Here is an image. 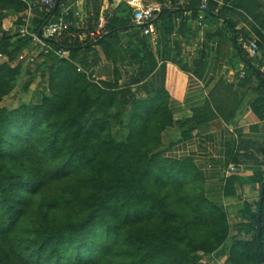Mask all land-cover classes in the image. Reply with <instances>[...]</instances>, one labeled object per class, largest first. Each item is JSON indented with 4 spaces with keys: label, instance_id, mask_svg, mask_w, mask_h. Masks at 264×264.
<instances>
[{
    "label": "trees",
    "instance_id": "obj_1",
    "mask_svg": "<svg viewBox=\"0 0 264 264\" xmlns=\"http://www.w3.org/2000/svg\"><path fill=\"white\" fill-rule=\"evenodd\" d=\"M61 1L41 10L31 5L35 30ZM217 1L202 8V0H160L163 6L148 21L153 40L143 32L146 23L132 24L131 9L120 2L95 38H81L92 29L87 24L51 40L67 57L49 53L26 62L35 47L15 31L28 4L0 0V52L7 58L0 63V264H203V254L222 264H264V197L253 210L242 202L246 221L235 224L223 202L235 197V183L255 184L264 196V158L243 169L234 155L214 191L191 158L164 155L232 112L225 116L205 101L175 116L165 87L137 96L136 86L159 59L191 73L197 67L194 60L187 65L182 47L190 21L202 14L204 21L223 19L235 33L237 55L257 79L251 108L264 120V0ZM100 3L92 0L93 19ZM229 14L249 19L258 55L240 48ZM102 63L110 76L94 81ZM28 89L42 90L39 100L11 109L3 104Z\"/></svg>",
    "mask_w": 264,
    "mask_h": 264
},
{
    "label": "crops",
    "instance_id": "obj_2",
    "mask_svg": "<svg viewBox=\"0 0 264 264\" xmlns=\"http://www.w3.org/2000/svg\"><path fill=\"white\" fill-rule=\"evenodd\" d=\"M37 1L25 2L31 7ZM86 2L87 8L91 9L92 0ZM100 2V7L113 3L111 0ZM179 3L184 5L186 0H179ZM217 4H222L221 0ZM229 16L236 21L235 29L239 37H255L250 29L249 19L231 14ZM190 28L191 31L186 35L187 45L182 47V51L188 66L193 60L197 63L192 74L199 83L189 76L190 72L186 68H181L169 59H159L152 73L136 86L137 96L145 97L148 93L165 87L169 92V106L175 116L186 115L193 107L200 106L205 101H209L213 109L221 108L220 111L225 116L232 112L229 119L217 115L203 124L192 138L176 143L164 151V155L168 157L191 158L203 173L208 186L215 191L225 178L227 167L233 164L234 155H239L243 169L251 166L254 157L262 160L264 120L257 118L252 111L251 103L258 95L254 90L257 79L247 75L245 65L237 55L235 33L223 24V19L204 21L202 14L196 20L190 21ZM241 72L242 76L239 75ZM93 75L102 79L108 78L110 66L106 63L100 64L95 67ZM258 149L259 156L255 153ZM234 189L235 197L223 198L228 213L232 210L236 213L241 208V201L249 203L252 208L251 199H241V195H251L255 191L259 194L258 187L255 184L235 183ZM220 259L214 258V264H218L217 260Z\"/></svg>",
    "mask_w": 264,
    "mask_h": 264
},
{
    "label": "built area",
    "instance_id": "obj_3",
    "mask_svg": "<svg viewBox=\"0 0 264 264\" xmlns=\"http://www.w3.org/2000/svg\"><path fill=\"white\" fill-rule=\"evenodd\" d=\"M26 1V0H24ZM109 1V0H108ZM113 3H108L106 6H101L99 9V14L96 19L92 18L91 9L86 7V0H63L59 4L58 12L53 16V18L42 24V26L35 30L33 27L31 18L32 10L28 6L21 15V23L16 29V34L20 37H26L29 39L31 45L35 47V53L29 55L26 58V62H32L36 56L40 57L42 60L49 53H54L58 57H67V51L64 49H54L51 40L57 38L64 30L69 27L75 29H85L87 24L91 26L92 29H88L81 34V38H95L103 32L104 26L107 23L109 16L112 14L115 6L123 2L131 9V22L132 24H145L144 34L150 36L153 40L155 36V29L153 25H150L148 21L154 17V14L158 12L163 6L161 2L150 3L146 0H111ZM55 0H38L37 3L41 7H53L55 5ZM207 0H202L201 7L204 8ZM58 4V0H57ZM56 4V6H57ZM102 5V4H101ZM71 14V17H70ZM179 18L176 19V22ZM4 33L0 31V42ZM237 42L240 48L249 56L254 57L259 54V49L257 45V39L246 38L244 36H238ZM6 55L0 52V63L5 61ZM87 74V72H86ZM243 75V72L239 74ZM189 76L199 83L198 79L190 72ZM94 81L97 78L92 74ZM233 166L229 165L227 167V172L232 170Z\"/></svg>",
    "mask_w": 264,
    "mask_h": 264
},
{
    "label": "rangeland",
    "instance_id": "obj_4",
    "mask_svg": "<svg viewBox=\"0 0 264 264\" xmlns=\"http://www.w3.org/2000/svg\"><path fill=\"white\" fill-rule=\"evenodd\" d=\"M260 69H261V71H264L263 67H261ZM245 71H246L247 75H249V76L252 75L250 68L245 67ZM126 75L128 76V72H126ZM127 76L121 81V83L124 80L127 79ZM41 95H42V90H40V89H36V90H32V89L22 90V91H20L17 94V96L15 98L10 99V100H6L3 104L8 109H11V108H14V107L20 105L21 103L36 102L37 100H39ZM255 153L257 154V156L260 155L258 150H256ZM263 158L264 157H262V159ZM242 198L251 199V202H252V208L251 209H255V203H256V201L259 198V194L256 193V191H255V193L251 194V195H249V194H245L244 196L241 195V199ZM240 203L242 204V201ZM239 211H240V209L236 213H234L233 210H232V212L228 213V217H229V220H230L231 224H235V223H238V222H245L246 221L245 218L242 219V217L240 216ZM225 255H226V253H225ZM202 256H203L202 257L203 264H214V261H215L214 258H210V256L207 255V254H203ZM217 262H218V264H222V262L219 261V260H217Z\"/></svg>",
    "mask_w": 264,
    "mask_h": 264
},
{
    "label": "water",
    "instance_id": "obj_5",
    "mask_svg": "<svg viewBox=\"0 0 264 264\" xmlns=\"http://www.w3.org/2000/svg\"><path fill=\"white\" fill-rule=\"evenodd\" d=\"M57 4V0L55 2L54 8L56 7ZM107 34V33H106ZM251 67L253 70H255L254 66L251 64ZM263 191L262 189L260 190V195H259V201L261 203V201L263 200ZM260 219H261V212H260V206L258 207L257 210V215H256V238L259 241L260 238V232H261V228H260Z\"/></svg>",
    "mask_w": 264,
    "mask_h": 264
}]
</instances>
